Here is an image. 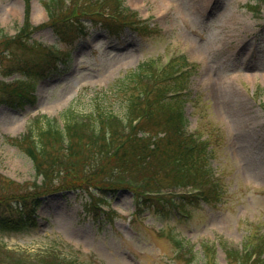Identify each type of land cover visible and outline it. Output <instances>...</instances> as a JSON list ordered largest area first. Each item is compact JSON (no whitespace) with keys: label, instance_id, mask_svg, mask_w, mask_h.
<instances>
[{"label":"rangeland","instance_id":"obj_1","mask_svg":"<svg viewBox=\"0 0 264 264\" xmlns=\"http://www.w3.org/2000/svg\"><path fill=\"white\" fill-rule=\"evenodd\" d=\"M122 3L136 12V22L138 17L147 22L135 23V30L120 29L112 34L103 24L110 22L96 17L92 18L95 23L81 21L82 31L72 29V39L57 42L43 2L30 0L27 9L23 0H0V30L4 33L16 34L24 24L25 12L39 26L26 46L12 48L0 60V81L34 84L31 102L0 104V176L19 185L22 196L32 191L33 182L41 181L23 147L9 143L4 136L19 137L29 125L36 132L47 126V120L56 121L62 130L67 116L91 125L93 115L101 111L123 120L125 98L132 86L125 81L129 73L143 62L183 54L198 64L187 82L183 104L187 130L197 128L202 133L200 139L208 145L205 167L219 185L221 196L210 204L188 207L190 218L176 220L155 213L154 208L141 211L127 189H95L101 186V178L92 182L90 190L84 183L79 188L50 189L36 199L31 228L0 232L3 253L6 258L19 256L22 260L57 255L58 260L71 264H184L174 253L177 239L187 250L191 248L188 244L194 246V259L188 264H205V255L207 264H226L220 240L240 247L244 240L250 241L258 225L264 237V9L260 7L258 15L247 11L244 5L255 3L253 0ZM54 44L67 58L49 68L39 47ZM27 68L41 75L25 80L20 72ZM8 72L12 74L4 77ZM7 98L3 96V100ZM67 166L68 161L61 160L55 170L83 176L80 166L72 171ZM64 183L55 181L52 187ZM92 190L106 198L99 204L103 207H96L97 213L110 209V217L90 211L95 210L92 198L99 195ZM15 200L10 202L13 216L16 208L29 213L30 198L24 204ZM202 241L216 248L201 247Z\"/></svg>","mask_w":264,"mask_h":264},{"label":"trees","instance_id":"obj_2","mask_svg":"<svg viewBox=\"0 0 264 264\" xmlns=\"http://www.w3.org/2000/svg\"><path fill=\"white\" fill-rule=\"evenodd\" d=\"M29 1L24 0L26 5ZM66 1L47 0L44 3L54 34L59 40H62L63 35L65 36L66 33L61 28L63 21L54 19V15L62 13L61 9L65 6ZM122 1L68 0V5H70L68 8L72 9L71 15L75 23L79 19L77 9L84 8L92 11L98 8L102 11L110 9L109 12L115 18V21L126 25L131 24L133 13L123 5ZM246 8L249 11L257 10L258 3L255 5L248 4ZM82 11L84 13L89 12ZM109 22L113 21L110 20ZM108 25L109 30L114 27V31H116L119 28L116 24L112 28H110L112 24L108 23ZM22 31L25 32V30ZM71 34L70 31L68 36ZM23 46L18 37L10 39L4 36L0 41V56L4 51L8 53L10 47ZM44 55L48 57L45 52ZM48 63L52 64L50 60H48ZM156 66V63L152 60L143 62L125 78V81L132 85L131 93L125 98L127 105L126 117L128 119L126 124H123L121 120L115 118L112 114L103 112L100 114L99 124L90 129L89 136H87L83 134L81 129L86 125L67 120L65 134L68 141L67 145H69L68 152L61 149L59 144L64 140L63 135L54 128L50 121L45 127H37L36 133L31 130L29 135L18 141V144L23 147L24 153L32 160L36 177H42L41 184H31L33 196L43 194L44 191L49 192L50 189L79 188L83 183L88 187L93 186L92 182L101 177L102 179H99L101 183L107 181L105 183L109 185L118 184L121 180L129 178L138 179L141 181V185L131 190L134 194L135 203L148 209L154 208L155 213L162 216L175 218H178V211L187 214V212L189 213L188 207H197L200 202L209 204L212 200L221 196L220 192L218 193L217 186L210 180L209 168L205 167V145H198L193 136L186 131L183 104L188 95L187 82L194 73L195 68L189 66L183 58L173 59L165 65L160 64L158 70ZM9 73L5 76H8ZM6 86L0 82V89ZM182 91L185 92L181 93ZM7 95L8 98L2 101L11 103L26 101V96L18 90H13V88ZM134 119H137V123L135 126H131L130 123ZM86 129H89V127L86 126ZM125 129L128 130L127 135H123ZM138 133L140 135H137ZM95 143L99 145L101 149L99 153L103 155L99 159V163L103 165L101 168H99V165H92L90 172L81 168L83 176L76 173L72 175L69 172L62 175L60 169L55 170V167L59 168L61 156L70 162L74 158L82 157L84 146L94 145ZM45 161L47 163H44ZM67 176H70L71 180H68ZM104 177L108 178L103 179ZM55 181L65 183L59 187H52ZM194 183L207 185L202 190V192H206L201 201L195 197L158 196L150 198L145 195V192L154 191L159 193L161 188L183 187L194 185ZM22 192L24 191L21 190L19 185L0 176V232H19L33 226L30 219L31 212L27 214L21 212L18 217H13L10 211L1 208V203L6 197L24 200L26 196L21 195L20 197L17 195L22 194ZM31 205L34 206L33 203ZM94 212L95 216L100 215L97 211ZM110 215L111 213H107L103 217L108 218ZM173 243L174 248H176L174 253L176 255L180 254L182 244L177 239ZM244 246L247 247L245 254L236 249L227 250L226 257L230 261L229 264H264V260L261 258L264 252V241H259L253 236L250 241L247 239ZM251 256L254 257L250 261ZM14 258L15 256L8 257L6 260L0 256V264H26L21 257ZM57 258L59 257L56 255L54 261ZM39 261L41 264H46L44 259ZM50 263L55 264L53 260H50ZM188 263V260L184 261V264Z\"/></svg>","mask_w":264,"mask_h":264}]
</instances>
